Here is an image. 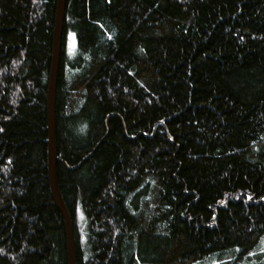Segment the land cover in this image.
Returning a JSON list of instances; mask_svg holds the SVG:
<instances>
[{"label": "trees", "instance_id": "obj_1", "mask_svg": "<svg viewBox=\"0 0 264 264\" xmlns=\"http://www.w3.org/2000/svg\"><path fill=\"white\" fill-rule=\"evenodd\" d=\"M56 5L0 0V264H68ZM55 135L76 264H264V0H65Z\"/></svg>", "mask_w": 264, "mask_h": 264}, {"label": "water", "instance_id": "obj_2", "mask_svg": "<svg viewBox=\"0 0 264 264\" xmlns=\"http://www.w3.org/2000/svg\"><path fill=\"white\" fill-rule=\"evenodd\" d=\"M65 13V0H57L53 28L52 58L48 78L47 91V133H48V171L49 184L54 204L59 210L66 231L68 264H76L73 227L69 213L61 197L57 181V150L55 135V96L62 42V31Z\"/></svg>", "mask_w": 264, "mask_h": 264}]
</instances>
